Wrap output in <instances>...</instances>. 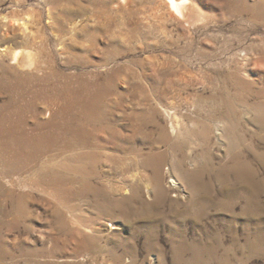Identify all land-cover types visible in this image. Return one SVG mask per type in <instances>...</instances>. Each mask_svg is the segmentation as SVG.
<instances>
[{
	"label": "rangeland",
	"instance_id": "374dc122",
	"mask_svg": "<svg viewBox=\"0 0 264 264\" xmlns=\"http://www.w3.org/2000/svg\"><path fill=\"white\" fill-rule=\"evenodd\" d=\"M190 1L188 18L166 0H0V264H186L191 252L180 235L191 237L192 225L180 228L173 211H195L192 199L208 182L213 193L232 187L239 194L225 168L246 163L262 181V220L243 234L241 218L207 205L202 224L223 248L202 251L198 263L264 264V0ZM16 49L29 52L32 68L15 66ZM124 136L144 154L126 181L161 194L151 152L178 177L181 159L196 162L187 166L200 173L199 188L185 176L183 191L167 186L165 172L166 198L136 189L123 213L117 202L130 190H82L87 179L98 184V171L111 183L123 179L114 158ZM74 142L105 146L93 158ZM220 170L226 180L216 178ZM236 201L235 214L244 205ZM68 207L83 209L89 224L101 217L99 231L64 221L56 211ZM230 223L234 232L226 231Z\"/></svg>",
	"mask_w": 264,
	"mask_h": 264
},
{
	"label": "bare ground",
	"instance_id": "6f19581e",
	"mask_svg": "<svg viewBox=\"0 0 264 264\" xmlns=\"http://www.w3.org/2000/svg\"><path fill=\"white\" fill-rule=\"evenodd\" d=\"M166 2L168 4L169 8H171V10L175 11L181 17H188L189 18L194 13V8H193L190 0H166ZM3 19H4L5 27H8L11 25V23H8L9 21H7V16H4ZM24 54H25V52L22 49L14 50L12 55H11L12 62L15 64V66L17 68H20V69L21 68H32L34 65V62L31 58L29 52H28V55L26 54L27 57L24 56ZM176 130H177V128L173 127V131H176ZM220 130H221V123H218V124H216V128H215L216 139L218 141L221 140V137H222ZM121 140H122V144L119 145V149H120L119 152L121 154H120V156H118L117 158H114V159L117 163L116 166L118 168H120L121 172H124L123 179H121V181L118 182V184H115L114 182L111 183V181L105 176L104 173H101L98 171L92 175L93 177H96L98 184L96 185L95 182L93 183L91 180L87 179V181L84 180L86 184H85V187L82 189L84 191L92 190L95 192H102L106 196L110 195L108 187L115 190V192L121 191V189L130 190V192H132V194L130 196L128 195L129 197H127V200H119L117 202L118 211L120 213L124 212V208H123L124 203L130 199H133V196H135V197L137 196L136 195L137 190H138L140 197L142 196V192L150 193L151 191H153V193L156 197L161 196L160 199L166 198L168 196L167 190L164 187H162V185H161V182L164 181V173L165 172L168 173V177L171 178L170 180L166 181L167 186L169 185L170 187L178 188L179 191H181V190L183 191L185 189V184H184V179H183L184 176L187 179H189V184H190L191 189L193 187H196V186L198 187L199 184L202 182L201 181L202 179L197 180L196 179L197 177H195V176H197L198 170L190 171V169L187 166V164L189 163L191 167L192 166L194 167L196 162H193L188 158L181 159L180 169H181V174L183 175V177H181V176L178 177L177 175L179 172L174 171V168L171 165H169V167L166 168L167 170L165 172H163L164 171L163 170V163H164L163 159L160 156H154L151 152H147L146 155H148L149 158H151V157L153 158V163L155 165L154 166L155 170L153 172L154 173V182L156 183V185L159 186V190H160L161 194H159V193L155 192L153 189H151L148 184H146L145 187H141L139 184L137 185L133 181L132 182L126 181L125 179H128L131 176H136V173L134 171L137 169V166L140 163V162H138V158H139L138 156H142L144 154L141 153L143 151L140 148H138V149L135 148L136 141L131 140L133 142V143H131L128 139H126L125 136H124V139H121ZM88 144H91V143H88ZM103 146H105V143H103V142L101 144H100V142H98V147H95V148L91 147V146H85L84 147L83 145H81L77 142H74V144H73V148L77 149V152H80L81 149H84L83 150L84 153L87 154V156H92L93 158L97 154H99L98 149L100 152V148H102ZM69 149L71 150V148H69ZM65 153H68V152H65ZM130 155H132V158ZM87 159H89V158H87ZM45 162H47V161H45ZM241 164H243V163H241ZM241 166H243V165H241ZM229 167L225 168L226 174L233 173V175H232L233 178L235 180H237L236 182L239 184V186H241L240 188L242 189V190L239 189V192H238L239 194H237L236 191L234 190V188H232V187H227L226 189L221 188L219 190L217 189L216 193H213L215 191V189L212 187L211 183L208 182L209 185L207 187H205L206 192L203 194H200L197 198L192 199L193 202L191 203V205L196 207L195 211L192 212L187 207L180 209L179 211H177V209L175 211H173V214H175L177 216L176 220H174V222L180 228H182L185 225L184 224L185 222H187L189 224L191 223V225H192V227L190 226V230H189L192 233L191 237L188 236L189 238H186V236H184L182 234L180 235V242H181L183 248L185 250H189L191 252V257L186 259V264H199L198 262L202 259V256L203 255L206 256V254L201 255L202 251H209L210 253H216L215 248L223 245L222 239L220 240L221 237L220 236L218 237L216 234H214V237L211 236L210 234H208L207 230L205 229L206 227L202 224L203 218L208 215V212L206 209L207 205H215L216 207H218L217 209L225 207V208H227L226 211H228L230 213L231 219L237 220L238 218H241V223H243L241 225L243 234H245V233L248 234L250 232L249 229L244 230V228H247L248 223H250V221L262 220L261 219V216H262L261 213L263 210V204H262V199H261V195H260V193H261L260 189H261V182L262 181L259 178V176H257V170L254 168H251V166L248 163H246L244 165L243 169H238L239 166L238 167L236 166L234 168H229ZM225 171L224 170L218 171L216 174V178L218 180L219 179L220 180H226L228 175H225ZM200 172H201V170H200ZM91 174H89V175H91ZM198 175L200 176L199 172H198ZM58 176H60V175H58ZM83 177H81V178H83ZM89 177H91V176H89ZM55 180L56 179H53L52 182H54ZM67 181H71V180H67ZM56 182H58V181H56ZM68 184H69V182L67 183L65 181L64 187L66 186V189L68 188L67 189L68 195L72 199H74L76 196V189H75V187H71V185L68 186ZM82 184H83V182H82ZM79 186L81 187V185H79ZM167 186H166V188H167ZM138 187H141V188H138ZM72 189H75V190L72 191ZM111 195H114V194L111 192ZM182 196H184V194ZM239 197L244 201V205L241 206L240 212L235 214L233 212V209H234L235 204L237 203L236 199H239ZM81 201L84 203L86 201V199L83 198ZM142 202H143L142 205H145V204L148 205L149 204V203L145 202L144 200H142ZM251 207L255 208L254 209L255 213H256V214L254 213L255 217H252L250 214ZM109 208H112V206L110 204H109ZM93 209H94L95 213L97 215H99L100 209H97V208H93ZM109 210L110 209H107L105 212H108ZM82 211H83V209L78 208V207H68V208H66V210L56 211V213L58 215L60 214L61 218L64 221L66 220L67 216H70V218L73 219V221H75L79 226H83L84 228L89 229L90 232H92V233L99 231L98 229L96 230V224L98 223V219L100 220L101 217L93 218L89 224V223H86L85 221H83L81 219ZM85 211L89 214L88 210H85ZM115 211L116 210H114V212ZM89 215L91 217V214H89ZM229 222H230V220H229ZM75 227H77V226L75 225ZM238 229H240V228H238ZM183 230H185V229L183 228ZM226 231L234 232V224H232V223L228 224ZM215 236H217V238ZM203 238H207V240L214 238V240L216 241V244H215L216 246H214V244L212 245V243L204 242ZM233 238H234V236H233ZM248 239H245L246 240L245 244L248 243L245 246L251 245L250 244L251 242L248 241ZM234 241L235 240H233V243H235ZM205 263H206V261H205Z\"/></svg>",
	"mask_w": 264,
	"mask_h": 264
}]
</instances>
